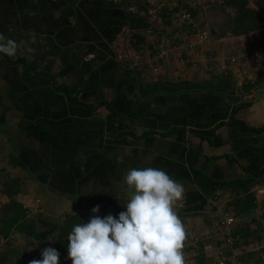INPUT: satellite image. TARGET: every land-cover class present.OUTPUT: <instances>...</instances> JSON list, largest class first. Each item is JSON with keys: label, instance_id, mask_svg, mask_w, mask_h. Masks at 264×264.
<instances>
[{"label": "crops", "instance_id": "crops-1", "mask_svg": "<svg viewBox=\"0 0 264 264\" xmlns=\"http://www.w3.org/2000/svg\"><path fill=\"white\" fill-rule=\"evenodd\" d=\"M71 4L70 0H0V33L20 45L12 58L23 57L26 62L9 64L0 56V143L7 144L0 153V180L6 174L20 180L18 194L29 182L32 187L38 184L40 194L51 192L56 200L65 197L66 201L85 203L110 196L122 206L127 199L123 177L129 169L161 168L186 189V199L177 209L190 237L186 242L200 236L198 242L203 240L204 245L199 248H222L213 246L214 240L221 238L219 232L213 234V224L220 215L217 206L251 193L257 204L251 214H245L244 221L256 216L260 239L251 241V249L257 252L264 247V132L256 134L228 124L216 127L229 119L236 106L235 116L242 119L238 116L253 107L254 95H264V65L253 68L251 75L238 82L233 78L234 70H222L227 76L231 74L232 95L229 89L213 91L224 89L219 72L195 78L209 83L208 90L160 92L139 99L142 84L194 77L186 76L174 64L170 66L173 60L156 66L157 49H150L149 62L139 65L132 58L124 62L113 51V56L108 55L106 46L92 47L90 21L81 11L87 6L81 1L75 11ZM73 54L88 55V60L70 61ZM36 71L52 74L87 105L111 102L122 129L134 136H116L105 106L90 110L70 103L64 88H54L48 76H36ZM259 124L256 126H264ZM213 132L221 141L219 145ZM12 155L20 165L11 166ZM222 183L227 186L219 187ZM203 187L213 188L212 193L221 189L223 195L208 197ZM35 200L40 201L38 197ZM255 226V221L250 223L251 228ZM196 245H192L195 250ZM195 250L193 264L204 263L205 259L194 256ZM204 254L209 258L207 252ZM261 258L264 264L263 253Z\"/></svg>", "mask_w": 264, "mask_h": 264}, {"label": "trees", "instance_id": "trees-1", "mask_svg": "<svg viewBox=\"0 0 264 264\" xmlns=\"http://www.w3.org/2000/svg\"><path fill=\"white\" fill-rule=\"evenodd\" d=\"M192 1L193 2L190 3L189 0L184 2L182 0H178L179 4L175 5L172 1H169L165 4L156 5L155 3L153 4V1L151 2L150 0H122L121 3L127 6L125 8V21L129 29L131 30L134 43L137 45L143 43V41L145 40L144 32L147 29H150V27H153L152 22H150L148 18L149 8L155 11V17L162 21L163 24H175V28L177 30L181 29L186 33L187 38H184L183 40L179 39L176 42H169V45L171 46H178L191 42L189 36L192 37L198 30L207 31L205 28L199 29L193 25H188L187 20H183L181 22L176 21L175 15L179 13L180 9L182 8H185L191 14L192 19H197V3L194 2V0ZM210 3L211 2H207L204 8L207 9L208 6H211ZM223 3L224 8H230L232 10V14L229 12L227 13L231 23L228 32H230L233 36L254 34L252 44L254 45V47H259L264 51V0H223ZM209 36L210 35L208 32L207 39L202 44L196 43L194 46V50H196L200 46H203L204 44L206 45L210 43L211 37ZM159 43L160 40H156L155 43L150 45L152 50L157 49L156 51L159 52ZM0 56L4 57L9 64H16L19 62L23 64L26 63L25 58L23 57L13 59L12 57H8L3 54H0ZM210 58L211 56H209L208 61L210 60ZM183 64H186L189 67H191L192 65L191 63ZM223 74L224 73L220 74L219 80L221 81V85L224 87V89L222 87H217V89H213V91L215 90V92H219L221 90L229 89L228 93L232 95L234 93V88L230 84V82L232 83L230 76L231 74L229 76ZM38 75L48 76L51 79L52 86L54 88H64L67 92L68 100L72 104H80L90 110H95L97 108L105 106L108 111L107 121L115 124L114 131L117 134L116 136H134L133 132L122 129L121 122L116 120L117 110L112 107L111 102L102 100L94 106L87 105L84 102L73 97L69 92L68 86L65 83L58 82L52 74L46 71H36V76ZM205 82L201 79L195 78H166L165 80L142 84L138 89L137 98L140 99L149 97L152 94L154 95L160 92L167 94H179L181 92H186L189 90H208V88L211 86H209V83L206 84ZM250 86L251 85H249L248 88ZM241 106L242 105H240V107ZM237 107L238 106H236V108H233L228 120L219 122L216 127L228 124L239 126L245 131H250L256 134L264 132V126L249 125L242 119L237 118L235 116V113L238 110ZM216 136L217 135L215 134V132H213L212 137L217 138L215 144L219 145L221 141L220 139L218 140V137ZM10 157L12 158V167L21 164L20 160L16 156L12 155ZM226 186V183L219 184V187L221 188H225ZM212 190L213 188L203 187V192L208 197L212 196L214 198L215 191L214 193H212ZM0 192H2L8 198L7 201L4 202L2 209L0 210V241H2V239H4L5 241L0 248V264H28V262L32 259H41V250L51 243L42 242V238H44L46 234L55 236V239L52 243L55 244V247L60 252L61 264L65 255H67V234L71 231L72 226L74 224L83 222V216L91 217L93 215V213H91L87 208H85L83 205H80V207H78L74 212L65 214V217L62 220L63 223L53 222V226L49 227L47 230H42L38 229L37 227L36 220L38 216L35 218H28V208L15 197L20 192V180L12 176L10 177L8 174H6L5 178H3V180H0ZM256 204L257 202L255 200V197L251 193H248L246 196H234L232 199L226 202L230 213L236 219V226H234L231 231V235L234 237V240L231 246L226 244V241L223 238H217V241H214H216V246L221 245L225 248L226 256L228 257L232 256L233 252L239 251L235 259V263L237 262L236 264H250L252 262L260 263L262 260L261 255L262 253L264 254V247L258 249L257 252L251 249V246L253 245L251 241L260 239V223L255 218L256 216H254V218H252V221L250 222L244 221V218L246 217L245 214H251V212L255 209ZM180 217L183 220V215H181ZM254 221L256 222V226L254 228H251L250 223ZM218 232V230H215L213 234H216ZM15 234L22 235L23 238L25 237V241L23 244L17 243V237L15 236ZM196 242V248L199 247L198 245H204L203 240ZM187 243L188 242H186V244ZM189 249L194 250L195 248L194 246H189ZM235 263L234 261L226 260L224 264ZM200 264H210V262L205 261L204 263Z\"/></svg>", "mask_w": 264, "mask_h": 264}, {"label": "rangeland", "instance_id": "rangeland-1", "mask_svg": "<svg viewBox=\"0 0 264 264\" xmlns=\"http://www.w3.org/2000/svg\"><path fill=\"white\" fill-rule=\"evenodd\" d=\"M85 3L86 9H82L84 11V16H87V20L90 21V35H91V45L92 47L97 46H106V49L109 50L108 55H112L111 51H113L116 55H121L123 61H128L129 59H133V61L138 62L139 65L143 64L145 60H150L151 55L149 54L150 45L154 43V41L159 38L160 43L159 46L166 44L168 45L169 42H176L179 39H184L186 37V33L179 29L177 30L175 24L172 25H165L160 21L158 18L155 17V11L149 8L148 11V18L150 22H152V26L150 29H147L144 32L145 40L143 43L135 44L132 38L131 30L129 29L126 21H125V8L127 7L125 4L121 3L122 0H81ZM80 0H70L71 5H73V9L75 6L78 5ZM153 1V4L161 5L165 4L169 1L175 0H150ZM188 1V0H182ZM192 3V0H189ZM197 3L198 8V16L197 19H190L187 21L188 25H193L199 29H206L209 32V37H211V41L208 44H204L203 46L198 47L196 50L191 51V54L195 58H202V62L200 63L198 68H191L186 67V64H183L180 61H176L172 58H168L165 62H170V66H176L177 70L182 71L185 73L186 76H192L194 78H199L201 76H213L221 72L222 70L225 72L233 71L232 75L235 81H240L246 78L253 73V68H260L264 65V51L259 47H254L252 44L254 34H245L241 36H233L230 32L227 31V27L225 22H229L228 14L223 11V0H194ZM207 2H211L207 9L204 8ZM123 4V5H121ZM152 4V5H153ZM154 6V5H153ZM144 14V13H143ZM177 19V18H176ZM81 25V24H80ZM224 25V27H223ZM215 32V33H214ZM106 34V36H105ZM95 35V37H94ZM223 35V36H221ZM222 37L220 41H215L217 38ZM106 37V38H104ZM179 38V39H178ZM190 41L193 42L194 36L190 37ZM96 39V40H95ZM106 39V41L104 40ZM77 56V57H76ZM113 56V55H112ZM211 56V61H208V57ZM229 56L236 57L235 63H229L228 59ZM79 54H73L70 56V61L73 59L78 62H86L88 60V55L85 57ZM119 57V56H118ZM154 62H156V66L160 67L163 65L164 61L162 62L160 58H155ZM160 60V61H159ZM177 62V63H176ZM209 63V64H208ZM138 65V66H139ZM165 65L164 67H166ZM85 70L88 68L85 66ZM222 73V72H221ZM251 73V74H250ZM175 77V76H174ZM206 77V78H207ZM97 85V83H96ZM254 95V99L252 100L253 107L247 109L244 115H239L238 117L244 119L247 124L256 126V124L260 123L259 125L264 124V95ZM78 95V92L76 93ZM3 141V140H2ZM1 142V140H0ZM6 143H0V153L3 152L4 148L6 149ZM10 175V174H9ZM11 176V175H10ZM34 189V190H33ZM41 189V188H40ZM42 191V190H41ZM38 184L36 187L29 183L25 182L22 185L21 194L16 195V198H19L21 202L28 208V218H39V216H45V220L49 222H58L60 223L65 214H70L74 212L77 207L80 206V202H71L69 199L65 200V197H59L60 200H56V196L51 192L48 193L47 191L40 194L39 193ZM29 194V195H28ZM33 195V198H30ZM35 195V196H34ZM50 196V198L48 197ZM39 198L40 201H36V198ZM77 198V197H76ZM7 198L2 195L0 196V210L4 202H6ZM78 201H81L79 199ZM66 202V203H65ZM41 204V205H40ZM77 204V205H76ZM40 205L43 208V211H39L37 206ZM58 209V210H56ZM90 217L83 216V222H87ZM53 226V225H52ZM38 227V226H37ZM48 227H51L48 226ZM47 230V227H43ZM43 230V229H42ZM17 243L23 244L25 241V237L23 238L22 235H17ZM208 236V235H207ZM188 238H190L188 236ZM200 238V236H199ZM197 239L200 240V239ZM55 239V236L46 234L44 238H42V242H50ZM194 241V240H192ZM4 239L0 241V248L1 245L4 244ZM50 243L47 247H55L54 243ZM191 242V241H190ZM189 242V243H190ZM194 243L197 244L196 241ZM216 241L213 242V246L216 247ZM204 244V243H203ZM212 245V244H211ZM199 246V245H198ZM221 246V245H217ZM210 245H206L205 247H198L195 250L196 254L194 256H198L201 260L210 262V264H224L226 260L234 261L237 257L226 256V250L224 247L220 249H210ZM202 249V250H201ZM204 252H207L209 258L204 257ZM67 255H65L66 257ZM186 256V264H193L195 257L189 253ZM201 256V257H200ZM65 257L62 260L61 264H71L70 260H66ZM204 261V262H205ZM262 261V260H261ZM237 263V262H236ZM235 263V264H236ZM15 264V263H9ZM255 264V263H250ZM262 264V263H258Z\"/></svg>", "mask_w": 264, "mask_h": 264}, {"label": "clouds", "instance_id": "clouds-1", "mask_svg": "<svg viewBox=\"0 0 264 264\" xmlns=\"http://www.w3.org/2000/svg\"><path fill=\"white\" fill-rule=\"evenodd\" d=\"M19 47L0 33V54L14 57ZM123 180L124 210L101 217L100 205L92 207L88 221L74 224L67 234L65 259L71 264H186L188 234L177 210L186 199L184 185L155 167L131 168ZM40 255L28 264H60L53 247H44Z\"/></svg>", "mask_w": 264, "mask_h": 264}, {"label": "built area", "instance_id": "built-area-1", "mask_svg": "<svg viewBox=\"0 0 264 264\" xmlns=\"http://www.w3.org/2000/svg\"><path fill=\"white\" fill-rule=\"evenodd\" d=\"M173 4H179L178 0L173 1ZM175 18L177 22H181L183 20H190L191 14L185 9H180V12L175 15ZM194 39L193 42H189L186 44H181L178 46H171L163 44L159 48V52L156 54L158 58L167 60L168 58H173L176 61H180L182 63H191L192 68H197L199 63L202 62V59L195 58L191 51L194 52V46L196 43L202 44L208 37V32L205 30H198L196 33H194ZM229 63H235L236 57L230 56L228 58ZM221 195H223V190L217 189L215 191V197L218 198ZM227 202V201H226ZM261 204V202H259ZM216 211L219 212V217L214 222V227L216 230L219 231L221 234V238H223L226 241V244L230 245L232 244L234 237L231 235L232 228L235 226L236 219L235 217L230 213L228 206L226 203L220 204L217 206ZM197 240L198 238L195 237L194 240ZM195 240V241H196ZM194 242H190L185 245L184 253L187 255V253L191 252V254L194 252L193 249H189V246H192ZM225 244V245H226ZM234 254V252H233ZM232 254V255H233ZM186 257V256H185Z\"/></svg>", "mask_w": 264, "mask_h": 264}, {"label": "water", "instance_id": "water-1", "mask_svg": "<svg viewBox=\"0 0 264 264\" xmlns=\"http://www.w3.org/2000/svg\"><path fill=\"white\" fill-rule=\"evenodd\" d=\"M226 10L232 14V10L230 8H226ZM97 204L100 205V209L97 215L105 216L111 213L115 217L123 209V207L121 205H117L110 196H101L95 200L92 201L87 200L85 202V206L88 208V210H90V212L92 207H94ZM36 222L38 229H43L44 226L48 228V226L53 225V222H49L41 218H37Z\"/></svg>", "mask_w": 264, "mask_h": 264}, {"label": "flooded vegetation", "instance_id": "flooded-vegetation-1", "mask_svg": "<svg viewBox=\"0 0 264 264\" xmlns=\"http://www.w3.org/2000/svg\"><path fill=\"white\" fill-rule=\"evenodd\" d=\"M223 11H225L226 13H228V11L226 10V8H224V7H223ZM229 13H230V12H229ZM230 24H231L230 21H229V22H225V25L228 26V27H227V31H228V29H229V27H230ZM223 27H224V25H223ZM222 36H223V35H222ZM95 199H96V198H95ZM92 200H94V198H93V199H89V201H92ZM85 202H86V200H85ZM81 203H82V205H84L85 208H87V207L85 206V203H84V202H81ZM87 209H88V208H87ZM115 214H116V213H115ZM101 216H104V215H101ZM116 216H117V215H116ZM40 218L43 219V220L46 219L45 216H43V217L41 216ZM44 227H45V226H44ZM48 228H49V227H48ZM48 228H47V229H48ZM43 230H46V229L43 228Z\"/></svg>", "mask_w": 264, "mask_h": 264}]
</instances>
